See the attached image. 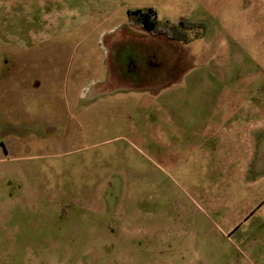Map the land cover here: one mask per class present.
<instances>
[{"label":"rangeland","instance_id":"rangeland-1","mask_svg":"<svg viewBox=\"0 0 264 264\" xmlns=\"http://www.w3.org/2000/svg\"><path fill=\"white\" fill-rule=\"evenodd\" d=\"M0 264H264V0H0Z\"/></svg>","mask_w":264,"mask_h":264},{"label":"trees","instance_id":"trees-1","mask_svg":"<svg viewBox=\"0 0 264 264\" xmlns=\"http://www.w3.org/2000/svg\"><path fill=\"white\" fill-rule=\"evenodd\" d=\"M133 21L137 26L143 30L154 35H167L178 37L177 29L169 22H161L157 19L156 13L153 9L137 10L132 12ZM184 26L183 23H181ZM180 37L183 38V34L180 33Z\"/></svg>","mask_w":264,"mask_h":264}]
</instances>
